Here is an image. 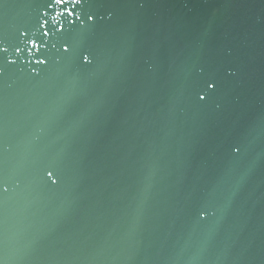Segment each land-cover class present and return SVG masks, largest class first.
<instances>
[{"label":"water","instance_id":"water-1","mask_svg":"<svg viewBox=\"0 0 264 264\" xmlns=\"http://www.w3.org/2000/svg\"><path fill=\"white\" fill-rule=\"evenodd\" d=\"M0 264H264V0H0Z\"/></svg>","mask_w":264,"mask_h":264},{"label":"snow or ice","instance_id":"snow-or-ice-1","mask_svg":"<svg viewBox=\"0 0 264 264\" xmlns=\"http://www.w3.org/2000/svg\"><path fill=\"white\" fill-rule=\"evenodd\" d=\"M55 2L59 4H65V3L70 2V0H55Z\"/></svg>","mask_w":264,"mask_h":264}]
</instances>
